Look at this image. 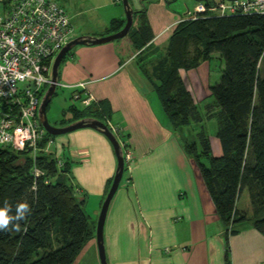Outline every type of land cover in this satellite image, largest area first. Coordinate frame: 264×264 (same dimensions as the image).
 I'll list each match as a JSON object with an SVG mask.
<instances>
[{"label": "crops", "instance_id": "crops-1", "mask_svg": "<svg viewBox=\"0 0 264 264\" xmlns=\"http://www.w3.org/2000/svg\"><path fill=\"white\" fill-rule=\"evenodd\" d=\"M198 1L215 0H128L133 10L131 29L139 26L144 10L152 32L145 48L163 53L174 25L187 18ZM80 2L63 0L61 4L72 27L78 25L77 36H104L117 31L111 29L112 21H125V9L117 1ZM129 42L76 45L58 68L60 87L72 94L84 83L79 89L127 133L132 160L110 201L103 227L107 263L225 264L224 226L184 147L189 131L175 130L163 105L158 108L152 102L149 93L155 90L135 53L124 58L121 52V46ZM150 65L147 62L146 68ZM206 74L210 77L209 69ZM209 85L210 80L207 89ZM186 87L196 103L209 96V90L195 92L189 83ZM215 133L207 132L213 154L219 155ZM47 148L68 160V176L84 199L82 208L90 206L97 216L117 165L109 139L97 129L82 127L55 136ZM239 209L250 215L251 201ZM228 241L231 264H264V235L251 223H243ZM71 264H100L96 237L91 234Z\"/></svg>", "mask_w": 264, "mask_h": 264}, {"label": "trees", "instance_id": "trees-1", "mask_svg": "<svg viewBox=\"0 0 264 264\" xmlns=\"http://www.w3.org/2000/svg\"><path fill=\"white\" fill-rule=\"evenodd\" d=\"M140 12L139 26L130 28L116 42L129 39L125 46L121 44V52L124 58L133 53L138 57L173 128L184 134L185 129L189 134L194 131V136H184V147L224 226L225 264H231L229 236L243 223H251L264 235V74L260 67L264 59V13L206 12L184 18L174 25L163 56L150 73L142 58L153 51L145 48L152 32L144 10ZM124 23L114 20L111 29L118 31ZM213 53L219 54L223 66L218 81L208 86L212 100L206 105V113H201L179 71L209 60ZM82 108L75 104L69 107L71 121H102L119 141L124 156L130 147L123 127L104 116L96 100ZM84 109L89 113L83 114ZM203 118L216 119L219 155L212 152ZM54 137L45 132L34 157L26 150L0 146V207L7 201L9 215H15L18 203L27 202L30 207L24 219L0 230V264H71L93 234L94 227L82 208L84 199L68 176V160L47 151L48 141ZM34 168L41 174L35 176ZM126 169L125 163L124 172ZM245 188L252 206L250 215L237 207ZM17 223L19 230L14 227Z\"/></svg>", "mask_w": 264, "mask_h": 264}, {"label": "built area", "instance_id": "built-area-1", "mask_svg": "<svg viewBox=\"0 0 264 264\" xmlns=\"http://www.w3.org/2000/svg\"><path fill=\"white\" fill-rule=\"evenodd\" d=\"M206 12L264 13V0L198 1L187 17ZM72 33L67 10L55 0H0L1 147L26 150L35 156L46 132L38 117L39 97L51 83L53 58L72 39ZM84 85L80 83L78 89ZM78 89L71 98L88 106L92 97ZM131 160L130 150L126 151L127 166ZM33 172L35 176L41 174L37 168Z\"/></svg>", "mask_w": 264, "mask_h": 264}, {"label": "rangeland", "instance_id": "rangeland-1", "mask_svg": "<svg viewBox=\"0 0 264 264\" xmlns=\"http://www.w3.org/2000/svg\"><path fill=\"white\" fill-rule=\"evenodd\" d=\"M55 1H57L60 4H64L63 0H55ZM67 1H69L70 3H73V0H67ZM98 1H101V0H98ZM112 2L114 3L116 1L112 0ZM117 2L122 4L121 0H118ZM74 3H81V2H80V0H76V1L74 0ZM194 6H195V4H194ZM194 6L191 8V11L194 9ZM73 27H74V29H73V33H72V38H75L78 34V25H76V27L75 26H73ZM110 34H112V33H110ZM116 40L117 39H115L114 41H116ZM123 41H125V39ZM163 54H164V52L158 53L157 50H153L148 56L142 58V60L149 62L151 64L149 67L146 68L149 72L153 68L154 64H156V62H158L159 59L163 56ZM53 60H54V58H53ZM222 66H223V61L220 58L219 54L213 53V56L209 60H205V61L203 60L199 64L194 65L187 70L181 69V75H182L181 77L184 78V80H185L184 84L185 85H187L189 83V85L194 87L195 92L201 91V93H206L208 90L207 89V81L210 80L211 85L214 84L215 82H217L219 79V76H220V70H221ZM260 67H261L262 73L264 74V59L260 62ZM208 69L210 72V77H207V74H206ZM188 78H189V80H188ZM19 86H21V83L19 84ZM48 86H49V84L43 88V91L39 97V104H40L46 90L48 89ZM149 94H150L149 96H150V99L152 100V102L154 104L157 103L156 106H158V108H162V103L158 99V95L155 92H151ZM192 96H193V94H192ZM211 100H212V97L208 96V97H204V99L201 100L200 102H197L198 109L201 111V113H206V105ZM74 104L77 105L78 108L83 109L82 108L83 105L80 102V99L74 101L71 98V90L70 89L64 88V87L62 88L58 85L56 87V93L52 96V98L49 101L47 108H46V115H47V119H48L49 123L54 125V126H61V125L65 126V125L70 124V123H68L71 121V118H69V117H72L73 115H72V112L70 111L69 107L71 105H74ZM88 113H89L88 110L84 109L83 114H88ZM202 125L204 126L205 130L209 134L211 132L215 131L217 128V122H216L215 118H203ZM193 132L190 133L191 136H194ZM190 135H189V138H190ZM49 145H51V143ZM51 148L53 149V145ZM47 151H50V150H48V148H47ZM246 204L250 205V201H249V196H248L247 191L244 190L241 192V194L237 200V207L238 208H245ZM89 208H90V206L87 207V210L85 208L83 210L85 211V213L89 219L90 224L94 227L92 238H95V232H96L95 229H96L98 214H97V216L93 215V212Z\"/></svg>", "mask_w": 264, "mask_h": 264}, {"label": "water", "instance_id": "water-1", "mask_svg": "<svg viewBox=\"0 0 264 264\" xmlns=\"http://www.w3.org/2000/svg\"><path fill=\"white\" fill-rule=\"evenodd\" d=\"M122 5L125 9V23L121 29L118 31L108 34L105 36H77L75 38L70 39L63 47L59 50V52L54 57L52 67H51V73H50V80L51 83L48 86V89L46 90L40 104L38 107V117L41 122V125L45 129L47 133L50 135H62L65 133H68L70 131H73L78 128L82 127H91L94 129H97L101 131L110 141L117 160L116 170L111 182V185L109 187V190L102 202L98 219L96 223V229H95V237H96V243H97V249L99 254V260L100 264H108L106 260V253H105V246H104V239H103V227L104 222L107 214V210L110 204V201L116 192L119 183L121 181L123 172H124V156L122 153L121 145L115 135L111 132V130L107 127L105 123L98 119L94 118H82L76 121L71 122L68 125L65 126H54L49 123L46 115V108L51 100L52 96L56 93V87L58 85V68L59 65L63 59V57L67 54L68 51H70L74 46L79 44H101L106 43L110 41H114L115 39H120L124 36H126L133 24V10L130 7V4L128 0H121ZM25 87V85H23Z\"/></svg>", "mask_w": 264, "mask_h": 264}, {"label": "clouds", "instance_id": "clouds-1", "mask_svg": "<svg viewBox=\"0 0 264 264\" xmlns=\"http://www.w3.org/2000/svg\"><path fill=\"white\" fill-rule=\"evenodd\" d=\"M11 206L5 201V206L0 207V230H7L13 221H20L25 218V215L30 212V207L27 202H21L16 205L15 215H9ZM14 227L19 230L18 223Z\"/></svg>", "mask_w": 264, "mask_h": 264}]
</instances>
